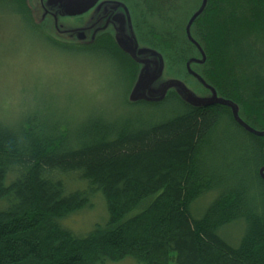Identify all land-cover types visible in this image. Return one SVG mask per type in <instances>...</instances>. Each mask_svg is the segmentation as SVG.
<instances>
[{
    "label": "trees",
    "instance_id": "obj_1",
    "mask_svg": "<svg viewBox=\"0 0 264 264\" xmlns=\"http://www.w3.org/2000/svg\"><path fill=\"white\" fill-rule=\"evenodd\" d=\"M23 1L0 0L2 13L36 30ZM196 24L203 62L229 82L218 98L245 110L238 94L251 91L261 131L238 116L264 132V0H207ZM37 31L95 59L124 89L114 84L111 107L79 102L73 111L34 95L13 120L0 117V264H264V137L228 107H194L174 89L130 101L125 63H134L109 37L75 47ZM95 197L106 221L74 235L63 222ZM230 227L240 230L236 245L221 237Z\"/></svg>",
    "mask_w": 264,
    "mask_h": 264
},
{
    "label": "rangeland",
    "instance_id": "obj_2",
    "mask_svg": "<svg viewBox=\"0 0 264 264\" xmlns=\"http://www.w3.org/2000/svg\"><path fill=\"white\" fill-rule=\"evenodd\" d=\"M23 2L27 16L36 30L31 29L19 16L10 15L7 11L2 13L4 9L0 7V117L4 120H13L18 110L25 108L34 95L58 108L68 110H73L79 102L100 103L111 107L116 100L112 93L114 84H121L112 79L113 73L85 54L56 49L41 38L43 36L37 30L56 43L75 47L92 46L100 37H109L112 48L122 52L134 63L132 66L128 60L125 63L130 81L127 93L129 99L147 96L144 85L134 89L139 74L145 67L122 51L118 45L119 40H127L131 48L144 51L140 59L150 62L152 74L157 70L155 63L161 59L163 69L158 79L152 83V91L169 80H178L198 98L208 99L212 93L218 97L217 92L222 93L230 87L228 81L219 78L220 71L214 67L213 62H199L208 57L203 40L204 31L197 28L198 24L193 25V21L189 34L194 43L186 35L187 24L201 6L202 0H99L94 8L80 17L65 16L60 6H51L47 0ZM118 15H122L125 20L122 29H119L118 22L115 21ZM78 35L83 38L80 39ZM151 51L159 56L153 57ZM187 58L189 60L184 69L182 66ZM210 72L217 78L214 85L209 84L206 79ZM143 82L146 85L145 79ZM240 86L238 84V88L242 89ZM121 88L124 89L122 85ZM238 96L243 97L245 105L244 110L236 103L239 115L245 120L251 119L255 129L261 131L257 129L260 128L258 116H251L256 113L252 108L256 107L252 103L253 99L249 100L252 97L251 91L247 90ZM260 119H264V114ZM209 199L210 197L203 198L194 208L201 210ZM91 204L90 208L65 220V228L76 236H83L94 226L103 224L107 218L103 200L95 197ZM239 236V228L236 230L234 227L221 233V237L231 245H236ZM108 264L136 263L127 258Z\"/></svg>",
    "mask_w": 264,
    "mask_h": 264
},
{
    "label": "water",
    "instance_id": "obj_3",
    "mask_svg": "<svg viewBox=\"0 0 264 264\" xmlns=\"http://www.w3.org/2000/svg\"><path fill=\"white\" fill-rule=\"evenodd\" d=\"M99 2V0H47V3L51 6H60L62 8L64 15L67 17H80L84 14H86L88 11H90L92 8L95 7V5ZM207 0H202L201 6L199 9L192 15L191 19L189 20L187 27H186V35L190 42L194 43L193 40L190 38L189 29L191 23L194 21L195 18H197L205 8ZM123 19L121 16L120 19ZM79 38L82 39L83 36L79 35ZM129 41H118L119 47L124 51L133 61H135L137 64L143 65L145 69H142L138 81L135 84L134 89H139L142 87V85L145 86L144 92L147 91L146 95H140L137 98L130 97V101H137V100H151V101H158L162 99L166 92L169 90H176V92L185 100L188 104L194 106V107H207L211 105H222L226 106L231 110V113L233 115L234 120L241 125L247 132L256 135L258 137H264V132H258L253 130L252 128L248 127L238 116V109L235 104H233L230 101H226L224 99L218 98L214 93H212V96L208 99H200L196 95H194L181 81L178 80H169L157 88V90L152 91L151 85L152 83L158 79L159 75L161 74V71L163 69V64L161 59H158L157 64V70L156 73L152 74V71L150 69V62L148 60L140 59V55L144 53V51H136L134 47L131 48L129 45ZM199 49V48H198ZM200 51V50H199ZM146 52V51H145ZM201 53V52H200ZM153 54V57L158 55L155 51H151V55ZM159 56V55H158ZM157 57V56H156ZM203 62V59L201 61ZM187 68L189 70V65L187 64ZM190 73H192L189 70ZM196 78L201 82L202 80L196 76ZM144 79L146 82V85L144 84ZM143 83V84H142ZM205 85V84H204ZM177 89L179 91H177ZM212 92V91H211ZM263 154H264V146H263ZM259 175L261 179L264 181V166L259 170Z\"/></svg>",
    "mask_w": 264,
    "mask_h": 264
},
{
    "label": "flooded vegetation",
    "instance_id": "obj_4",
    "mask_svg": "<svg viewBox=\"0 0 264 264\" xmlns=\"http://www.w3.org/2000/svg\"><path fill=\"white\" fill-rule=\"evenodd\" d=\"M122 15H118L117 17H115V21H117L118 22V27H119V29H122L123 27H124V24H125V20H124V18L122 19H120V17H121ZM192 17V16H191ZM197 18H195L194 19V21L196 20ZM108 20H110V19H108ZM107 24H109V21L107 22ZM79 36V35H78Z\"/></svg>",
    "mask_w": 264,
    "mask_h": 264
}]
</instances>
